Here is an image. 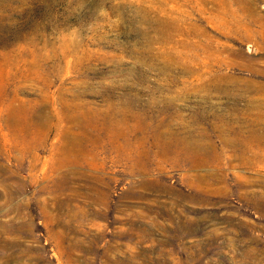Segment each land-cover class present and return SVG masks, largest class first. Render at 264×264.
I'll return each instance as SVG.
<instances>
[{
  "label": "rangeland",
  "instance_id": "374dc122",
  "mask_svg": "<svg viewBox=\"0 0 264 264\" xmlns=\"http://www.w3.org/2000/svg\"><path fill=\"white\" fill-rule=\"evenodd\" d=\"M0 264H264V0H0Z\"/></svg>",
  "mask_w": 264,
  "mask_h": 264
}]
</instances>
